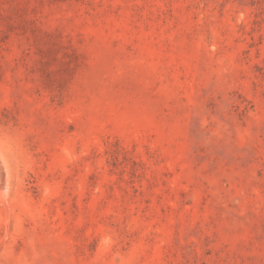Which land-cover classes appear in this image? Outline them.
Listing matches in <instances>:
<instances>
[{
    "label": "rangeland",
    "instance_id": "rangeland-1",
    "mask_svg": "<svg viewBox=\"0 0 264 264\" xmlns=\"http://www.w3.org/2000/svg\"><path fill=\"white\" fill-rule=\"evenodd\" d=\"M0 167V264H264V0H0Z\"/></svg>",
    "mask_w": 264,
    "mask_h": 264
},
{
    "label": "bare ground",
    "instance_id": "bare-ground-1",
    "mask_svg": "<svg viewBox=\"0 0 264 264\" xmlns=\"http://www.w3.org/2000/svg\"><path fill=\"white\" fill-rule=\"evenodd\" d=\"M1 168V167H0ZM0 189H1V187H0ZM3 195V194H2Z\"/></svg>",
    "mask_w": 264,
    "mask_h": 264
}]
</instances>
